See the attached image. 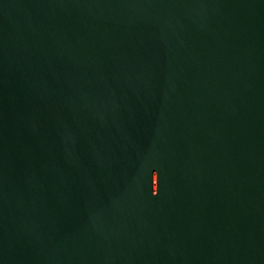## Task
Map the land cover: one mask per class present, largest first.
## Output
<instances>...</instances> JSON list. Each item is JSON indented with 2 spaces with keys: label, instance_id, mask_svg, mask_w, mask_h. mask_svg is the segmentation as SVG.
I'll list each match as a JSON object with an SVG mask.
<instances>
[{
  "label": "water",
  "instance_id": "water-1",
  "mask_svg": "<svg viewBox=\"0 0 264 264\" xmlns=\"http://www.w3.org/2000/svg\"><path fill=\"white\" fill-rule=\"evenodd\" d=\"M0 264H264V0H0Z\"/></svg>",
  "mask_w": 264,
  "mask_h": 264
}]
</instances>
